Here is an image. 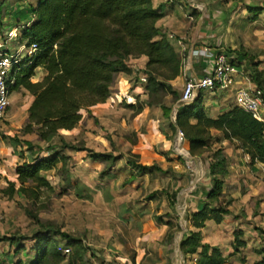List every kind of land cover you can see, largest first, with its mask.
<instances>
[{"label": "trees", "instance_id": "1", "mask_svg": "<svg viewBox=\"0 0 264 264\" xmlns=\"http://www.w3.org/2000/svg\"><path fill=\"white\" fill-rule=\"evenodd\" d=\"M2 6L0 1V18ZM163 6L161 4L154 7L152 0H36L33 9L34 21L22 29L21 37L27 46L36 44L37 50L31 59L20 61L13 69L15 76L10 93L23 89L33 97L27 108L28 116L22 132L36 134L39 142L47 144L49 154L44 152L29 163L14 164L13 178H6L5 187L1 189L4 196L12 198L15 193H20L35 200L43 190L54 191L66 184L68 190L75 189L76 196L82 198L84 187L80 184V172L75 167V162L79 160L91 167L97 166L102 174L103 170H107L106 164L113 166L120 159L119 156L93 152L84 145L66 143L63 139H60V151H56L57 146L51 145V142L62 133L74 132L76 126L84 119L94 118L93 109L108 106L114 77L117 74L131 73L128 62L131 59L145 58L142 68L145 81L138 78L132 87V90L138 92L136 96L161 92L172 95L171 105L162 106V114L167 117L172 105L177 103L181 96H176L171 85L180 75L181 60L175 45L169 42L166 33L156 26V22L164 16ZM255 13L253 15L259 14L257 11ZM228 52L241 55L246 60L252 59L242 47L237 51ZM236 66L242 67V64L237 63ZM258 66V63L251 64L249 68H242V71L260 92L264 105V70L258 69ZM40 68L45 71V75L41 81L33 83L36 71ZM164 70L167 73L162 74L163 79L159 80L154 72ZM205 92L193 103L179 106L175 119V125L183 134L181 146L185 150L192 156L202 150H210L207 165L210 185L204 193L202 203L199 201L196 209L191 211L186 219L187 233L179 241L181 264H229L220 249L204 240L201 233L202 229L220 228L226 224L232 226L234 222L228 208L236 199L231 196L230 188L225 185L229 176L228 164L224 148L218 144L225 141L237 142V149L249 158L251 170H256L255 164H260L264 176V123L256 121L249 113L235 106L212 117L203 101ZM119 97L120 103H123L126 109L138 108L127 101L125 94ZM191 120L194 123H191ZM137 140L133 145H138L139 149L148 147L151 142L150 136H137ZM164 141L162 152L168 155L169 162L180 160L169 150L170 141ZM24 145L31 154V143L25 142ZM66 150L73 152V156L63 153ZM86 158L89 161H86ZM58 164H61L59 168L62 174L50 179L47 173ZM128 165L137 175L149 174L151 170L168 175V171L134 160L129 161ZM102 185L99 183L97 186L101 188ZM232 188L237 190L236 185ZM238 192L243 194L241 188ZM177 193V190L167 193L168 205L171 207L167 219H164L163 215L153 217L161 229L145 236L151 243L150 255L145 247H142L138 259L131 263L126 260L125 264H169L170 255L165 259L161 248L170 247L179 228L174 221ZM154 195H149L147 200H152ZM224 196L228 199L222 204L221 199ZM121 206V218L138 228L139 221L130 220L131 217L137 218L123 207V203ZM143 226L145 231L149 230L147 224ZM256 231L264 242V229L257 227ZM50 239L49 233L35 232L31 238V241H36L35 256L27 264H55L61 260L62 256L57 252V247L49 248ZM254 239L240 230H234L228 236L231 255L236 257L240 264H247L249 260H252V264H264V247H253ZM1 242L14 246L16 254L24 248L22 243L12 237L0 236ZM71 258L69 264H77V261H80L77 259L79 257ZM85 263L86 261L83 264ZM15 264L24 263L18 260Z\"/></svg>", "mask_w": 264, "mask_h": 264}, {"label": "rangeland", "instance_id": "2", "mask_svg": "<svg viewBox=\"0 0 264 264\" xmlns=\"http://www.w3.org/2000/svg\"><path fill=\"white\" fill-rule=\"evenodd\" d=\"M0 1L3 5L0 37H3L12 27H21L19 29L21 32L30 20L34 21L33 9L36 0ZM229 53L232 54V52ZM226 54H228L227 51ZM144 61L143 57L129 60L131 73L115 75L108 106L93 109L94 118L84 119L76 126L74 132L62 133L51 142V145L57 146L56 151L61 144L60 139H63L69 144L84 145L96 153L120 157L113 166L106 164L107 170H103L102 174L99 173L97 166L91 167L79 160L75 162V167L80 172V184L84 187L81 193L84 195L82 198L76 196L75 189L68 190L66 184L54 191L43 190L35 200L20 193H15L12 198L1 193V189L5 187L6 178H13L14 164L29 163L33 158L47 152V144L39 142L36 134L22 132L28 116L27 108L33 97L23 89L11 95V105L4 118L0 120V236L12 237L22 243L24 248L16 254L14 246L1 242L0 264H15L18 260L27 264L33 259L36 241H31V238L35 232L50 234L49 248L55 249L60 245L71 244L69 246L71 254L68 257L60 256L61 260L55 264H69L71 257H79L77 259L80 261L76 260L77 264H83L85 261V264H125L126 260L130 263L134 262L138 259L142 247L151 251L149 244L144 242L142 237L160 231L161 227L156 224L153 217L163 215L164 219H167V215L171 213L167 193L170 194L175 190L178 191L174 205V221L179 227L175 234L177 241L173 240L168 248L162 247L161 254L165 259L168 254L170 255L169 264L177 262L181 264L179 241L187 233L186 219L189 213L196 209L199 199L202 203L204 193L210 185L207 169L210 150H202L192 156L177 141L176 132L179 128L175 125L174 107L179 105L178 102L172 105L167 117L162 114V106L171 105L172 95L161 92L136 96L138 92L132 90V87L138 78H145L142 75ZM166 73L165 70L154 72L159 80L163 79L161 75ZM44 75L45 71L38 69L32 82L41 81ZM173 81L172 89L179 97L184 80ZM123 94L126 95L129 103L135 104L138 108L126 109L123 103H120L119 95ZM204 104L207 112L211 111V114L218 115L208 100ZM191 123L194 121L191 120ZM137 136L141 138L150 136L149 146L139 149L138 145H133L138 141ZM164 140L170 141L169 150L180 160L169 162L168 155L162 152ZM10 142L15 147L13 158L2 149ZM25 142L31 143V154L27 152ZM236 145L235 141L218 144L219 147L224 148L228 164L229 176L225 180V185L233 190V182L237 189L241 188L243 191L242 195H239L237 191L234 193L237 200L235 205L229 207L232 211L231 216L235 219L234 225L226 224L223 228L201 230L203 239L212 246L218 247L221 254L232 264L236 258L231 255L232 249L228 235L234 230H240L247 236L254 237L256 249L264 247V242L256 231L257 227L264 229L263 177L260 172H257L256 167H254L256 170H251L249 159L243 160V153L237 149ZM63 153L73 156L71 154L73 152L69 150ZM131 160L168 171V175L157 170H151L149 174L137 175L128 165ZM86 161L89 159L86 158ZM189 163H193V167ZM60 165L58 164L47 173L50 179L62 174ZM108 166H110L109 169ZM68 168L71 170L70 166ZM198 169L202 174L197 178L196 170ZM73 176L71 173V177ZM99 183L103 184L101 188L97 186ZM152 194H155L154 198L147 200V197ZM227 199L224 196L221 199L222 204ZM122 203L123 207L137 218L131 217L130 220L139 221L138 228L121 218ZM144 224L150 226L149 230H144Z\"/></svg>", "mask_w": 264, "mask_h": 264}, {"label": "crops", "instance_id": "3", "mask_svg": "<svg viewBox=\"0 0 264 264\" xmlns=\"http://www.w3.org/2000/svg\"><path fill=\"white\" fill-rule=\"evenodd\" d=\"M152 3L154 7L164 5V16L156 22V26L166 33L168 41L175 45L180 55L181 72L176 78L179 82L182 79L185 81L189 78L202 77L211 72L216 54L226 51L229 54H226L229 61L242 75L248 76L243 73L242 68H249L255 63L259 64L258 69L264 70V0H152ZM255 11L259 14L253 15L256 14ZM241 47L246 54L252 56V59L246 60L241 55L228 52L237 51ZM237 63H241L242 67H237ZM176 79L173 82H176ZM236 81L235 87H240L244 79L239 76ZM250 84L255 87L251 80ZM207 100L214 106L217 114L225 112L234 106V88L229 90L215 88L206 91L203 94L204 103ZM211 115L216 117L214 114ZM14 148V144L10 142L2 149L13 158ZM243 156V160L249 159ZM229 167L232 168L230 165ZM255 167L257 172L262 174V166L255 164ZM262 177L264 182L263 174ZM233 185L232 182V187ZM230 190L231 196L237 200L234 193L238 192V189ZM142 239L149 244L150 249L149 238L145 239L143 236ZM252 244L254 247V243ZM228 262L232 264L231 261ZM250 262L252 264V260L247 264ZM235 263L240 264L237 259L233 262Z\"/></svg>", "mask_w": 264, "mask_h": 264}, {"label": "built area", "instance_id": "4", "mask_svg": "<svg viewBox=\"0 0 264 264\" xmlns=\"http://www.w3.org/2000/svg\"><path fill=\"white\" fill-rule=\"evenodd\" d=\"M30 23L32 20L28 25ZM19 29L21 27H12L3 37H0V120L4 118L11 105L10 87L14 83L15 76L13 69L20 61L31 59L37 50L34 43L26 45ZM239 76L244 79V82L240 87H235L236 79ZM140 80L145 81L144 78ZM215 88L222 90L234 88V106L249 113L256 121L264 123V105L260 98V92L250 84L248 76L242 75L235 68L225 52L216 54L211 72L202 77L189 78L184 81L178 107L193 103L202 92ZM174 112L176 113L177 110ZM176 137L177 141L181 143L183 134L177 131ZM56 250L62 257H68L71 254V248L67 245H60Z\"/></svg>", "mask_w": 264, "mask_h": 264}, {"label": "bare ground", "instance_id": "5", "mask_svg": "<svg viewBox=\"0 0 264 264\" xmlns=\"http://www.w3.org/2000/svg\"><path fill=\"white\" fill-rule=\"evenodd\" d=\"M185 154V156H186V158H188V156H187V154L186 153H184ZM189 165L191 166V167H193V163H189ZM196 169V168H195ZM201 174H202V172L198 169V170H196V176H197V178L199 177V176H201ZM193 185H195V184H193Z\"/></svg>", "mask_w": 264, "mask_h": 264}, {"label": "water", "instance_id": "6", "mask_svg": "<svg viewBox=\"0 0 264 264\" xmlns=\"http://www.w3.org/2000/svg\"><path fill=\"white\" fill-rule=\"evenodd\" d=\"M177 108H178V105L174 107V111L177 110ZM174 241L175 242L177 241V236L176 235L174 236ZM176 264H178V262Z\"/></svg>", "mask_w": 264, "mask_h": 264}]
</instances>
